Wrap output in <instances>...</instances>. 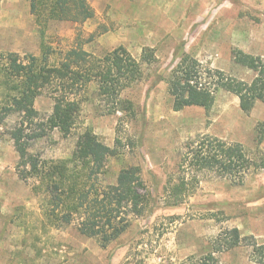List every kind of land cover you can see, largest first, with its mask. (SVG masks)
<instances>
[{"label": "rangeland", "instance_id": "1", "mask_svg": "<svg viewBox=\"0 0 264 264\" xmlns=\"http://www.w3.org/2000/svg\"><path fill=\"white\" fill-rule=\"evenodd\" d=\"M83 1L94 13L87 19H52L44 7L33 12L31 0H0V70L10 52L25 63L35 56L42 65L63 66L78 55L103 59L121 47L143 62L151 49L155 59L143 62L141 79L121 92L122 102L100 96L97 82L80 87L73 131L64 136L53 129L30 147L45 159H68L79 136L94 132L116 149L101 179L112 183L122 168L140 166L152 194L151 211L134 217L107 247L74 226L45 228V195L33 190L36 180H23L17 171L19 154L10 131L21 115L12 114L0 123V264H186L233 227L264 242V169L251 171L243 184L210 173L186 202L169 205L164 198L167 180L179 176L192 140L213 136L252 154L264 150L263 102L245 112L238 95L220 89L210 109L175 110L167 83L181 47L204 66L252 79L253 71L235 62L233 50L264 54V0ZM6 80L0 71L2 102L13 93V81ZM51 90L44 89L35 101L39 120L53 112ZM219 258L221 264H255L246 246Z\"/></svg>", "mask_w": 264, "mask_h": 264}, {"label": "trees", "instance_id": "2", "mask_svg": "<svg viewBox=\"0 0 264 264\" xmlns=\"http://www.w3.org/2000/svg\"><path fill=\"white\" fill-rule=\"evenodd\" d=\"M84 2L31 0V7L35 13H39L40 7L48 9L52 19L74 18L71 15L87 19L94 13ZM233 55L236 63L253 71L252 79L226 75L204 66L182 47L177 49V63L167 80L174 109L187 106L210 109L220 89L238 95L245 112L252 110L257 102L264 103V54L234 49ZM76 57L75 62L49 66L38 63L35 56L25 63L19 53H8V63L0 71L7 82L13 81L10 88L13 93L8 94L5 102L0 98V123L12 114L21 115L10 131L19 154L17 171L23 180H36L33 190L37 195H45L42 208L45 228L74 226L81 234L96 238L102 247H107L128 230L134 217L151 211L152 194L141 167H124L115 182H105L100 176L106 172L116 149L90 130L79 136L76 149L68 159H45L31 152L30 147L34 140L45 137L53 129L57 128L64 136L73 131L81 109L80 87L97 82L100 96L122 102L121 92L141 79L143 62H152L155 55L146 49L142 62L121 47L96 61H88L83 55ZM47 88L54 89L51 90L54 108L46 120H39L35 101ZM263 169L264 150L252 154L241 144L202 136L187 144L179 163V176H169L165 202L169 205L186 202L207 174L243 184L251 171ZM238 246L249 248V257L255 264H264V242L254 235H243L238 227L223 229L210 251L191 255L186 264H221L219 254Z\"/></svg>", "mask_w": 264, "mask_h": 264}]
</instances>
